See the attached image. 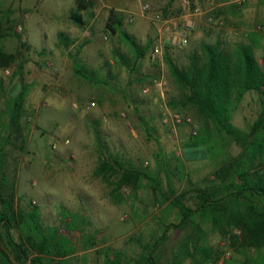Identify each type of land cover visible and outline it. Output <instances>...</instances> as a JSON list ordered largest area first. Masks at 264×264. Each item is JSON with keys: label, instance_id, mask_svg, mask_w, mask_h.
Instances as JSON below:
<instances>
[{"label": "rangeland", "instance_id": "obj_1", "mask_svg": "<svg viewBox=\"0 0 264 264\" xmlns=\"http://www.w3.org/2000/svg\"><path fill=\"white\" fill-rule=\"evenodd\" d=\"M144 1L181 12L177 4L182 0H92L80 11L85 21L80 25L71 18L79 0H0L8 31L2 42L18 56L8 71L0 68V196H11L16 206L26 210L38 206L45 227H59L71 238L75 253L61 262L54 257L52 264H140L137 258L163 234L165 224L180 221L178 208L166 196L170 185L178 192L191 186L182 170L198 186H206L213 181L219 158L226 151L236 155L241 150L217 131V149L224 150L219 157L213 158L203 146L185 149L204 121L192 107L171 105L181 92L164 55L153 60L150 48L136 61L133 49L107 27L115 12L122 18V27L143 45L149 39L155 43L158 31L141 9ZM233 4H237L234 12L240 24L221 17L217 22L207 21L200 30L198 23L187 46L181 47L171 38L164 52L185 66L191 52L201 51L204 40L233 45L249 40L253 33L264 40V31L258 30L264 26V0ZM61 31L80 41L71 49L63 47ZM85 41L92 43L80 52L81 63L103 82H90L74 71L72 53ZM256 55L264 67L262 47L256 49ZM123 56L128 64L123 63ZM24 86L28 91L20 125L11 126L10 109ZM146 87L149 93L144 92ZM162 90L165 96L161 99ZM157 96L160 100L156 102ZM262 102L258 91L247 92L233 122L249 131L262 111ZM166 106L192 118V123L172 131L163 123ZM184 149L191 158H196L195 150L208 156L186 161ZM101 157L119 158L125 166L134 164L144 173L133 184L119 188L120 173H113L109 182L95 175ZM186 202L192 203L190 196ZM70 212L76 217L66 222L75 228L68 231L64 218ZM232 232L240 234L236 228ZM13 234L19 240V232ZM167 236L155 249L157 264H173L187 239L212 248L211 257L206 259L200 252L195 257H179L180 264H238L248 254L256 255L254 250L234 246L231 232L215 231L201 216L185 228L172 226ZM2 247L12 258L13 250L5 243ZM0 264L7 263L0 257Z\"/></svg>", "mask_w": 264, "mask_h": 264}, {"label": "trees", "instance_id": "obj_2", "mask_svg": "<svg viewBox=\"0 0 264 264\" xmlns=\"http://www.w3.org/2000/svg\"><path fill=\"white\" fill-rule=\"evenodd\" d=\"M88 3L79 0L77 9L71 13V18L80 25L85 24L80 11L85 9ZM122 26V18L115 12L110 14L108 29L118 33L126 41L133 49L136 61L145 57L153 47V40L149 39L143 45L136 35ZM7 34L0 13V68L12 65L18 58L17 53L4 47L2 39ZM59 35L60 43L65 48L75 42L63 31L59 32ZM88 42L79 44L76 53H72L74 71L90 82H103L95 79L81 63L79 54ZM260 47L264 50V40L257 33L249 35V40H242L233 45L224 44L221 40L214 43L204 40L200 44L201 51L191 52L189 63L185 66L177 64L170 53L165 52L164 60L181 92V97L174 99L171 105L192 107L204 121L200 131L191 135L185 149L203 146L213 158L219 157L224 150L217 149V131L223 138L229 137L233 140L241 150L236 155L226 151L219 158L213 172V181L206 186H198L192 177L182 170L183 176H187L191 186L178 192L170 185V193L166 196V199L172 198V206L178 208L180 221L177 224H165L163 234L137 258L138 263L157 264L155 249L167 239L169 229L172 226L185 228L201 216L212 223V229L215 231L223 235L231 232L234 246L240 245L249 251L254 250L256 255L248 254L247 258L238 264H264V67L256 55V49ZM122 59L124 64H128L124 56ZM252 90L263 96L262 111L250 130L245 131L233 122V114L246 93ZM27 91L28 87L24 86L14 97L10 109L11 126L20 125ZM185 149L183 157L186 161L208 156L196 150V158H191ZM115 172L121 174L117 182L119 188L133 184L144 173L134 164L125 166L119 158L113 160L101 157L95 175L109 182ZM189 196L192 199L191 204L186 202ZM0 199V257L5 263L52 264L54 257L60 258L61 262L75 253L76 246L73 241L68 235L60 232L59 227L47 228L43 225L38 206L26 210L16 206L11 196L7 198L1 195ZM68 214L65 215L64 224L67 230L71 231L75 226L66 220L73 219L76 214ZM233 228L238 229L240 234L233 233ZM14 230L19 232V240H16L13 234ZM3 243L13 250L12 258L3 249ZM200 252L205 253L206 259H209L212 248L200 247L195 240L187 239L180 256L175 258L173 264L181 263L179 257H195Z\"/></svg>", "mask_w": 264, "mask_h": 264}, {"label": "built area", "instance_id": "obj_3", "mask_svg": "<svg viewBox=\"0 0 264 264\" xmlns=\"http://www.w3.org/2000/svg\"><path fill=\"white\" fill-rule=\"evenodd\" d=\"M85 2L92 0H83ZM247 0H235L237 3H243ZM141 9L143 13L148 16L151 21L156 25L158 34L156 41L153 44L151 51V58L153 60L159 59L164 54V47L167 43L166 41L171 40L175 44L185 47L189 43L190 34L198 24V16L203 13L202 8L194 4L192 0H182L181 1V10L182 12L176 13L175 9L170 6H164L158 8L150 1L142 2ZM20 26V30H22ZM258 30L264 31V26H258ZM4 70L8 71V68L5 67ZM160 89L162 88V83L157 82ZM163 89V88H162ZM150 88H144L145 93H149ZM161 99L164 98V90L159 94ZM154 100L157 102L160 100V97H155ZM94 103H92L93 105ZM163 106V105H162ZM163 123L168 125L172 131H176V128L184 123H192V118L184 116L177 110L170 109L166 106L163 110ZM194 133H196L194 131Z\"/></svg>", "mask_w": 264, "mask_h": 264}, {"label": "crops", "instance_id": "obj_4", "mask_svg": "<svg viewBox=\"0 0 264 264\" xmlns=\"http://www.w3.org/2000/svg\"><path fill=\"white\" fill-rule=\"evenodd\" d=\"M194 3H200L199 6H201L204 10L203 13H201V15L198 17L199 29H200L201 25L204 26V24H207L208 23L207 21L214 19L217 22V20L221 19V17L223 19H225L227 22H232L236 25L241 23V21L240 22L237 21V17L235 18V15L237 14V12H234L235 6L233 3H236L235 0H194ZM164 6H167V5H164ZM177 8L179 10H181V2L179 4H177ZM181 12H182V10H181ZM238 20H239V18H238ZM201 29H202V26H201ZM155 31H157V30H155ZM68 36L75 40V42L69 47V49H71L73 46L77 45V43L80 40L77 39L76 37L71 36V35H68ZM191 38H193V37L190 36V40H192ZM90 43H92V42H88L83 47V49L84 50L89 49L90 47L87 48V46ZM164 54H165V52H164ZM187 143H188V141L185 143V146L187 145ZM194 153H196V150ZM204 159H206V157L205 158H199L196 160H204ZM193 161H195V159Z\"/></svg>", "mask_w": 264, "mask_h": 264}]
</instances>
